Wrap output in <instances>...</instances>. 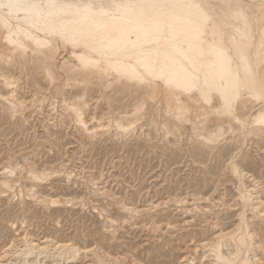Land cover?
<instances>
[{
    "label": "rangeland",
    "instance_id": "rangeland-1",
    "mask_svg": "<svg viewBox=\"0 0 264 264\" xmlns=\"http://www.w3.org/2000/svg\"><path fill=\"white\" fill-rule=\"evenodd\" d=\"M1 36V264H223L213 246L228 253L245 230L264 264V132L244 136L215 100L177 110L161 91L73 79L70 47L20 58ZM255 104L235 113L251 118Z\"/></svg>",
    "mask_w": 264,
    "mask_h": 264
},
{
    "label": "bare ground",
    "instance_id": "bare-ground-1",
    "mask_svg": "<svg viewBox=\"0 0 264 264\" xmlns=\"http://www.w3.org/2000/svg\"><path fill=\"white\" fill-rule=\"evenodd\" d=\"M251 1L257 5L251 7L244 0H0V32L5 47L20 58L28 52H53L55 41L70 47L75 60L71 68L78 67L67 70L73 79H104L106 88L161 91L177 110L185 109L184 99L207 105L215 100L211 111L237 124L245 136L264 132V0ZM4 82L11 84L8 79ZM246 96L258 107L250 119L235 113ZM75 105L71 103L70 109L78 120L81 114ZM232 169L237 172L236 166ZM48 174L32 170L31 178L42 181ZM240 198L244 205L249 202L246 193ZM251 241L245 230L225 254L215 241L211 250L215 263L255 264V255L252 259L248 255ZM8 258L4 264H42L37 257L24 263Z\"/></svg>",
    "mask_w": 264,
    "mask_h": 264
}]
</instances>
